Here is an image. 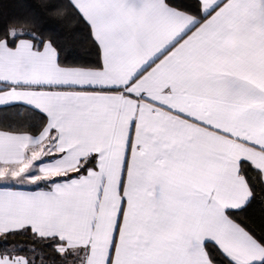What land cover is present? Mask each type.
<instances>
[{"label": "snow or ice", "instance_id": "1", "mask_svg": "<svg viewBox=\"0 0 264 264\" xmlns=\"http://www.w3.org/2000/svg\"><path fill=\"white\" fill-rule=\"evenodd\" d=\"M52 7L96 59L0 30V264H264V0Z\"/></svg>", "mask_w": 264, "mask_h": 264}, {"label": "trees", "instance_id": "2", "mask_svg": "<svg viewBox=\"0 0 264 264\" xmlns=\"http://www.w3.org/2000/svg\"><path fill=\"white\" fill-rule=\"evenodd\" d=\"M60 3L62 0H0V30L19 17L31 16L35 13L37 14V27L52 34L64 45L67 62L94 61L96 59L95 50L86 40L83 32L55 14L52 6ZM246 216L250 221L259 224L261 217L264 216V210L256 204L248 210Z\"/></svg>", "mask_w": 264, "mask_h": 264}, {"label": "clouds", "instance_id": "3", "mask_svg": "<svg viewBox=\"0 0 264 264\" xmlns=\"http://www.w3.org/2000/svg\"><path fill=\"white\" fill-rule=\"evenodd\" d=\"M230 42H234V38L230 40Z\"/></svg>", "mask_w": 264, "mask_h": 264}]
</instances>
